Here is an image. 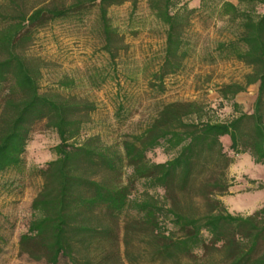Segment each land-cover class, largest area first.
Here are the masks:
<instances>
[{"label":"trees","instance_id":"16d2710c","mask_svg":"<svg viewBox=\"0 0 264 264\" xmlns=\"http://www.w3.org/2000/svg\"><path fill=\"white\" fill-rule=\"evenodd\" d=\"M141 1L41 0L24 9L19 0H8L11 11H0V175L25 171L39 124L59 137L56 157L35 171L43 184L21 249L46 264L62 258L70 264H264V202L243 215L219 198L232 185L227 170L234 157L224 138L235 154L249 153L264 164V0H200L196 6L146 0L164 34L150 85L163 91L166 78L194 57L208 65L236 60L249 71L243 82L223 85L220 95L233 101L258 84L252 113L204 120L203 103L172 101L141 133L107 144L100 134L81 139L95 102L41 90L39 64L27 49L43 29L58 21L86 25L95 13L103 50L115 62V41L123 34L110 9L130 3L134 20ZM218 20L225 30L220 39L204 41L194 29L196 21L207 27ZM111 73L97 69L93 85L101 87ZM124 110L120 104L117 114ZM158 148L174 155L154 161L148 154Z\"/></svg>","mask_w":264,"mask_h":264},{"label":"rangeland","instance_id":"374dc122","mask_svg":"<svg viewBox=\"0 0 264 264\" xmlns=\"http://www.w3.org/2000/svg\"><path fill=\"white\" fill-rule=\"evenodd\" d=\"M19 1L27 9L41 0ZM190 1L194 6L200 0ZM9 10L8 0H0L1 13ZM95 17V13L92 14L86 25L52 23L27 49L28 56L39 64V83L43 92L59 91L95 102L96 109L90 113L81 139L100 134L105 143L120 144L128 134L141 133L161 107L172 101L203 103L204 120L228 121L241 111L253 112L258 84L237 94L233 101L220 95L223 85L243 82L249 71L246 65L236 60L208 65L194 57L186 61L184 70L166 78L163 91L150 85L152 73L160 60L164 34L150 16L146 0L139 4L134 20L131 19L130 3L110 9L112 23L123 34L121 40L115 41V62L103 50V39L97 32ZM223 25L224 22L218 20L204 27L196 21L194 29L202 34L204 41L212 42L224 36ZM102 68L111 70V77L101 87H96L91 76ZM113 68L117 69L115 75ZM65 81L73 83L67 87L62 85ZM233 102L240 105L239 110L235 109ZM120 104L125 107L122 115L117 114ZM58 142L54 130L39 124L25 154V171L11 170L0 175V264H46L44 259H35L24 252L20 239L28 230L32 203L43 184L35 171L56 157L53 148ZM223 142L234 161L227 170L232 185L229 192L219 198L230 212L249 215L264 202V164L255 163L249 153L235 154L228 139L224 138ZM173 155L174 152L163 148L148 154L157 162L166 161ZM59 264L70 262L62 258Z\"/></svg>","mask_w":264,"mask_h":264},{"label":"crops","instance_id":"0c3cea01","mask_svg":"<svg viewBox=\"0 0 264 264\" xmlns=\"http://www.w3.org/2000/svg\"><path fill=\"white\" fill-rule=\"evenodd\" d=\"M233 2H234V0H232ZM194 6H196V5H194Z\"/></svg>","mask_w":264,"mask_h":264}]
</instances>
